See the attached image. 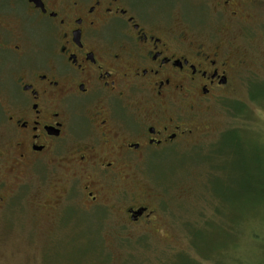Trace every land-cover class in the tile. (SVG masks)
Listing matches in <instances>:
<instances>
[{
	"label": "flooded vegetation",
	"instance_id": "obj_1",
	"mask_svg": "<svg viewBox=\"0 0 264 264\" xmlns=\"http://www.w3.org/2000/svg\"><path fill=\"white\" fill-rule=\"evenodd\" d=\"M263 4L0 0V214L34 178L65 218L150 219L135 173L165 169L246 69L238 34Z\"/></svg>",
	"mask_w": 264,
	"mask_h": 264
},
{
	"label": "rangeland",
	"instance_id": "obj_2",
	"mask_svg": "<svg viewBox=\"0 0 264 264\" xmlns=\"http://www.w3.org/2000/svg\"><path fill=\"white\" fill-rule=\"evenodd\" d=\"M253 10L238 34L249 65L165 169L135 173L138 189L152 187L150 219L65 218L52 187L38 208L32 178L0 214V264H264V4Z\"/></svg>",
	"mask_w": 264,
	"mask_h": 264
},
{
	"label": "trees",
	"instance_id": "obj_3",
	"mask_svg": "<svg viewBox=\"0 0 264 264\" xmlns=\"http://www.w3.org/2000/svg\"><path fill=\"white\" fill-rule=\"evenodd\" d=\"M261 153L263 154L264 156V149L261 150ZM78 220H80L78 217H77ZM82 221V220H81ZM83 223H85L84 221H82Z\"/></svg>",
	"mask_w": 264,
	"mask_h": 264
}]
</instances>
